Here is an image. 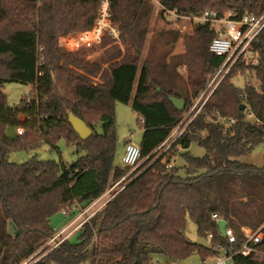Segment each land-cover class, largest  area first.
Segmentation results:
<instances>
[{"label": "trees", "instance_id": "trees-1", "mask_svg": "<svg viewBox=\"0 0 264 264\" xmlns=\"http://www.w3.org/2000/svg\"><path fill=\"white\" fill-rule=\"evenodd\" d=\"M160 2L187 16L212 10L218 16L232 12L238 19L245 13L264 12V0ZM100 4L101 0H0V264H21L35 254L38 259L32 264H152L156 254L177 262L196 253L205 260L218 253L215 246L229 247L212 219L214 213L234 230L235 248L245 239L243 228L261 229L258 248L263 256L237 255L235 261L264 264V165L238 160L264 142V31L254 44L259 62L238 60L185 132L160 153V146L223 63V57L210 51L215 26L196 22L193 33L183 37V54L171 63L161 60L156 69L151 59H143L152 1L114 0L112 20L130 40L126 56L112 62L121 55L116 52L87 64L67 51L60 38L91 29ZM169 34L174 46L181 34L178 30ZM184 65L186 78L178 71ZM102 69L104 83H96L90 75ZM238 76L244 87L236 85ZM12 82L33 86L14 105L4 91V85ZM171 97L185 99V110L179 111ZM118 101L131 103L142 119L143 163L83 225L78 241L67 239L45 254V244L55 235L52 218L57 213L87 207L130 171L115 164ZM70 111L93 130L89 139L82 140L68 122ZM250 111L261 124L246 119ZM222 119L235 122L225 127ZM19 127L23 134H8L10 128ZM62 140L76 146L80 154L76 161L7 159L16 150L57 149ZM194 143L204 148L203 156L188 151ZM179 155L183 165L168 168ZM188 218L200 235L212 233L211 246L188 237ZM10 222L17 227L15 235L8 230Z\"/></svg>", "mask_w": 264, "mask_h": 264}, {"label": "built area", "instance_id": "built-area-1", "mask_svg": "<svg viewBox=\"0 0 264 264\" xmlns=\"http://www.w3.org/2000/svg\"><path fill=\"white\" fill-rule=\"evenodd\" d=\"M114 0H101L99 14L96 18L93 27L89 30L68 36L63 43V46L71 51L80 49H93L95 46L101 45L103 41L111 40L115 45L122 46L123 33L119 25H116L112 20L111 7ZM161 4V3H160ZM163 16L169 22H177L179 20H189L190 22H211L215 26L216 36L210 43V51L218 56L223 57V63L216 69L207 85L197 98L193 100L192 107L187 111L182 121L172 130L166 141L160 146L163 147L167 141L169 145L163 150L166 151L186 130L188 123L198 114L203 105L206 103L211 94L216 90L224 77L230 72L232 67L240 59H246L252 65L259 62L260 52L254 47V44L259 41L260 36L264 31V12L261 14L245 13L240 18L236 19L232 12H227L223 16H218L215 11L206 10L200 15H183L177 9H168L162 4ZM198 106V107H197ZM190 118V119H189ZM26 116L22 117L25 120ZM249 122L261 124V121L255 117L250 111L246 115ZM222 124L227 127L235 122V119L221 120ZM17 134L21 135L24 132L23 127L16 129ZM141 148L140 145L132 142V136L128 138L125 144V151L122 156V161L125 166L130 168L128 174L114 184L107 192L109 195L106 199L104 194L90 203L85 208L72 207L71 209H63V213L71 216V220L60 230L55 231V235L50 238L44 248H48L47 252L58 247L62 242L70 239L74 234L87 223L97 212L101 211L107 202L114 197L117 191L121 190V183L134 172L141 164ZM173 163L168 164L171 168ZM116 193H112L114 188H117ZM76 211L75 215L72 213ZM212 219L218 223L224 219L217 213L212 215ZM225 220V219H224ZM218 225V224H217ZM245 239L237 248L234 245L237 243V238L234 230L227 224L225 229V239L227 240L228 248L222 247L220 244L214 249L218 252L203 260V264H236L235 257L241 255L244 257H261L262 251L258 248L263 238L261 229L253 231L250 228H243ZM221 234V233H220ZM222 235V234H221ZM223 236V235H222ZM210 241L213 237L212 233H208ZM224 237V236H223ZM211 246V244L209 245ZM35 256L28 258L21 264H32Z\"/></svg>", "mask_w": 264, "mask_h": 264}, {"label": "rangeland", "instance_id": "rangeland-1", "mask_svg": "<svg viewBox=\"0 0 264 264\" xmlns=\"http://www.w3.org/2000/svg\"><path fill=\"white\" fill-rule=\"evenodd\" d=\"M151 1L154 5V10L150 24V30L147 35V40L143 49V59L146 57L151 59L153 65L156 67V65L160 63L161 60L162 61L165 60L168 63H171L173 58L179 57L181 56V54H183V52L185 51L183 37L193 33V28L195 23L190 22L189 20H179L177 22H169L168 20L163 18L162 15H160V12L162 10L160 0H151ZM171 30H178L181 34V37L178 39V41L175 43L174 46H171L169 42L171 38V35L169 33ZM70 35L72 34L62 36L60 38V43L62 46L66 38ZM129 45H130L129 37L123 34L122 46L115 45L114 42H112L111 40H105L101 45L95 46L93 49H89V50L80 49V50L71 51L66 49L64 46L63 47L67 51L77 54L84 63L95 64L105 58L110 57L112 54H115L116 52H121V55L119 57L114 58L112 62L121 61L126 56L127 48ZM108 65L109 63L104 64L103 69H105ZM103 69L97 75L94 74L90 75V77L96 83H104V79L102 78ZM178 71L183 77L186 78L188 76V69L185 65L180 66ZM212 75L209 77V79L212 77ZM238 77L239 78L235 80L236 85L240 87H244L245 82L243 78L240 76ZM250 82L255 83V80H252ZM32 88L33 86L31 84H25L21 82L6 83L4 85V91L8 96V102L10 105H14L20 102L22 98L29 95ZM115 124H116V132L119 136V142H118L119 150H117L116 153L115 164L120 167H124L125 165L122 161L123 153L120 150V148L124 146L123 139H125L126 141V139L128 140V138L132 136V142L134 144L140 145L142 139V127H143L142 119L140 115L137 114L132 109L131 103L128 104L118 101L115 104ZM97 130L100 133L103 132L102 123H99L97 125ZM14 133H15L14 128H10L8 130V134L10 136H14ZM169 143L170 141H167V143L159 150V152L162 153L163 150L167 147V145H169ZM188 151L191 152L194 156H203L205 154L204 148H202L196 143L192 144L188 149ZM33 156H37L39 159L42 160L52 159L56 161H62L64 163H72L79 158L80 154L76 152V146L74 144L69 145L65 140H62L61 142L58 143L57 149H51L49 146H43L39 149L29 150V151L16 150L14 152H11L8 155L7 159L11 162L22 163L29 160ZM238 160L248 164L263 166L264 142L256 146L252 152L238 157ZM142 163L143 161H141V164ZM183 163L184 160L180 155L173 160V164L177 166H181L183 165ZM70 220H71L70 215H63L61 212L57 213L52 218V224L55 228V231L62 228ZM8 230L13 235L17 233V227L13 222L9 223ZM186 233L193 242L205 246L210 245L209 237L200 235L198 233L197 226L189 218L187 221ZM78 236H79V232L74 234L71 237V240L73 242L78 241ZM36 259H32V261L34 262L36 261ZM152 264H203V260L201 259L198 253L193 254L191 257L187 258L186 260L177 261V262L169 261L163 254H156L154 256V261Z\"/></svg>", "mask_w": 264, "mask_h": 264}, {"label": "water", "instance_id": "water-1", "mask_svg": "<svg viewBox=\"0 0 264 264\" xmlns=\"http://www.w3.org/2000/svg\"><path fill=\"white\" fill-rule=\"evenodd\" d=\"M158 91H160V88H158ZM170 101L179 111L185 110L186 108L185 99L171 97ZM241 107L242 109H245L246 104H243ZM68 122L71 124L73 129L76 131V133L80 136L82 140H87L94 134L93 130L88 126V124L83 119L75 115L72 111L68 113ZM217 224L220 233L225 237V229L227 227V221L222 219L219 220Z\"/></svg>", "mask_w": 264, "mask_h": 264}, {"label": "crops", "instance_id": "crops-1", "mask_svg": "<svg viewBox=\"0 0 264 264\" xmlns=\"http://www.w3.org/2000/svg\"><path fill=\"white\" fill-rule=\"evenodd\" d=\"M14 130H15V133H14V136H15V135H16V129H14ZM123 141H124V146L120 148V150H121L122 153H124V151H125V144H126V142H127V139H126V141H125V139H123ZM118 150H119V148H118ZM118 188H119V187L114 188V189L112 190V193L115 192V191H117ZM110 189H111V188H110ZM110 189H109V190H110ZM109 190H108V191H109ZM108 191H107V192H108ZM107 192L104 193V195H103L105 199L109 196V195L107 194ZM61 213H62L63 215H66V214L63 213V211H61ZM64 226H65V225H64ZM60 229H61V228H60ZM60 229H59V230H60Z\"/></svg>", "mask_w": 264, "mask_h": 264}]
</instances>
